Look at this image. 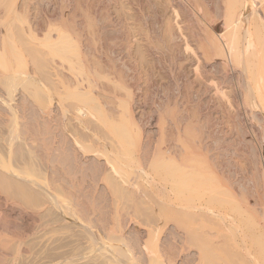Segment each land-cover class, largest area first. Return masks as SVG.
<instances>
[{
  "label": "bare ground",
  "instance_id": "bare-ground-1",
  "mask_svg": "<svg viewBox=\"0 0 264 264\" xmlns=\"http://www.w3.org/2000/svg\"><path fill=\"white\" fill-rule=\"evenodd\" d=\"M173 1H177V0H173ZM192 1H194L193 3L195 4L198 10L197 13L203 18V25L206 26V28H204V26L200 24L203 27L201 28L203 30V33L204 34L206 33L205 37H204V34L202 35L203 39L205 38L204 42L202 40L204 45L202 44V47H201L200 46L201 43H199V46L203 49L202 54L205 57L203 58L205 59V62L203 60L204 64L212 66L213 68L217 67L218 69L221 70L220 73L222 74V71L229 69L228 65L231 63L230 66L232 69V77L231 76L230 77L232 81L234 82V85L233 86L230 85V86L234 89L231 88L233 90L232 91L233 95L232 94L230 95L233 98L230 96L229 97L233 100L229 99L230 102L227 101L229 102L228 103L229 106L227 105L225 101L226 104L224 105H227L226 111L229 110V114H230V111H232L231 117L235 115L237 118L238 117L244 118L245 121L249 124L248 126L251 129L250 130L251 133H253L252 136H256L261 141V143L264 144V0H215L214 9L213 10L211 9V11H208L207 9L208 7L207 8L205 7L204 9L202 4H200L199 0H192ZM11 11L13 12V15H14L15 10H11ZM19 14H23V13H19ZM22 18H25V17H22ZM21 20L22 19H20V22ZM50 20H47V21H50ZM53 20L54 22H52V20L50 21L52 22L51 23L52 25L49 24L51 28L54 26V23L55 25L59 24L57 20L56 21L58 24L56 23L55 19ZM204 20L206 21L207 25L204 23ZM200 21L201 20H199V22ZM42 23L43 22H41L40 24ZM48 23L46 24L47 26H48ZM16 24H18V22L14 23V25ZM28 24L29 23H27V25ZM40 24H39V27L41 26ZM66 25L64 24L62 26L60 23L59 28L62 29ZM8 26L9 25H7V28L2 27L3 29L1 28L2 30H0V145H2L0 149V199L1 200L4 199V201L5 200L7 201V203L6 202H3V203L8 204L9 201L11 203H14L16 206L20 208V209L18 208L17 209L22 211L20 212L23 213V216L25 215V222L27 223L32 222V221L34 222L35 220L34 226H36V223H38L39 225L38 224L37 225L38 227L41 228V229L39 228L41 231L44 230V228L47 226H48L47 228L48 230L49 228H51L52 225L54 226L55 224H58L59 221H61L59 220L60 219L59 217L61 216H58L59 219L57 218L53 219L51 210L53 209L54 212H56L57 210L58 212H60V214L63 217L73 220V222H71L73 223V225H74V222H76V224H78V226H80L83 231H86L85 233H87V237L85 236L86 235L85 233H84L85 234L84 236L86 237L85 239L87 238L89 239V240L87 239L89 241V243L87 244L90 245L89 250L93 249L98 244L104 243L105 242L104 240H106L107 242L106 245L102 247H97L98 254L100 257L106 256V255L109 256L110 258H112L113 263L115 264H149L150 261L156 262L153 264H188L191 260L195 259V257L199 255L198 252H193V251L189 252V251L196 249L195 247L194 248L192 247L196 246L198 242L202 240V237H204V234L203 235L200 234L201 229H204V228H206L205 235L209 236L208 238L206 239L204 238L202 240L203 242L206 240V243H202L203 246L204 244L206 245L204 246L205 248H207V246L211 248V246L213 247L214 245L219 246V247L221 246L222 248L223 247L224 248L227 247L228 249L231 248L229 250L230 252L229 253L225 252L226 255L224 253L223 256L224 257L227 256L228 258L229 256H231L232 258L234 257V259H237L239 262L244 261V262L250 263L255 259V255L257 256L258 254L263 257V261H264V207H261L260 209L255 208V205L252 202L253 196L248 192L245 194H242L243 192L237 191V188L239 186V183H237V180L230 179L229 175L231 173L229 171H228L229 175H227L226 173H225L226 175H224V173L221 171L222 168L219 169V167L216 166L219 163L218 161H220L217 157L219 152L217 153L215 151L212 154L211 153L212 150H210L211 148L209 146L211 144L209 143H208L209 145L207 143L206 144L209 146L210 149L207 148L208 146L206 144L204 146L203 138L205 136L202 138L203 134L201 136L202 132L200 133V130H199L200 128L198 129V126H197L198 125L197 116H199L200 114L196 115L194 113L195 111L193 112L192 109L190 108L192 112H188L189 110L187 111L185 109L187 113L182 114L183 111H185L183 110L181 113V116L175 117V115L178 112L175 113V115H173L174 114L173 108L175 107V110L177 109L176 106L173 104L175 102L174 101L173 103H171L173 104L174 107L172 108L170 107L172 110L167 107V106H170L168 105V103L166 104L167 106L163 105L165 106L163 108L161 106L162 109L160 110L159 108L160 111H158L156 107L157 110L155 109L154 112L155 111L157 112L155 113L153 112L154 114L150 112L153 109L149 110V112L153 114L151 118L149 117L151 119L150 121L151 127L149 128L142 127L141 124L143 123L139 124L140 122L139 123L137 122L139 120L136 121L135 118L133 119L132 108L134 106H137L138 102H136L137 100H135L136 98L134 97L133 93L131 94L133 97H131V95L129 94V91L125 92V90L127 91L128 88L124 86L125 83L124 85L123 83H121L123 82V79H124V82L126 80L125 78H123L121 81V78L124 76V74L121 72L118 73L117 70H115L116 71L115 74L112 75L114 71L113 73H110V71L114 69L112 68L111 70L110 65H109V69L106 68V70H109V72L106 73V70L103 69L105 68V65L107 66L108 64H110L109 63L110 61L108 62V64L106 63L107 61L103 62L105 63V65L102 63H101L102 65L100 64L101 67L104 66L102 68V70L105 71L104 75H102L103 77L105 76L104 81L105 79H108L106 75H112L116 79V77H118V74L119 75L123 74L122 77L119 76L120 84H117L118 83L117 82L116 84L114 83L112 86L114 87V85L116 86L120 85V87L117 86V88H120L117 90H119V92L121 91V93L119 94L125 93L124 95L126 96L124 98L127 97L126 98L127 100H125L123 98L124 95L121 96V98H123L125 102L123 104L121 103V105L119 106V108H122V109H120V112H118V115L116 114L117 113L116 111H118L119 109L117 106L118 100L117 99L115 100L117 104L116 105L114 103L113 98L120 97V96H117L119 94L109 99L108 102L111 103V101H113L114 104L111 103L112 104V106H110L111 109H109V106H108V108L106 109H109V110L107 111L106 109L105 111L103 109L105 108V106L107 107V103L105 102L106 101L105 99L109 98V97H106L108 96L106 95L107 94L106 92L108 89L105 88L106 91L102 90V93L103 91L105 93V94H102L103 96L105 95V98L103 97L100 98V99L103 98L102 100L104 101L105 104L100 103L101 104L100 105L97 101H101V100L100 99L97 100L95 97L92 96V94H90L91 89L89 88V85H91L90 83L93 82L91 80V76L88 75L90 73L89 71L91 69L90 67H89L90 68L89 70L85 68L87 71H85L84 73L85 76L87 75L90 76L91 82L88 81L89 85H87V82H84L86 78L84 77L81 78L80 76L81 74H83L84 71L80 73L81 72V69H80L79 70L80 75L78 73V70L75 71L74 76L75 77L77 76L75 79H77L80 76L77 79L79 82L77 80H76L77 82L75 81V83L72 82L73 83L72 87L78 85L77 88L75 87L76 92L74 91L69 92L68 90H67L68 92L66 91L68 93V96H70L73 102L70 101L69 103L71 104H68L66 102L68 105L66 103L65 104L61 103L64 98H62L63 93L60 95L59 91H60V88L63 87V89H61L62 90L61 92H64L65 86H66V85L62 86L63 84L62 79H67L65 78L64 75H66L68 79H69V76L66 74L67 70H64L65 67L62 66L63 63L58 62L57 60L55 61V59L60 58L64 60L65 63H72L73 65H69L68 68L72 66L73 67L72 69H74L75 63H73L71 59H68L69 56H67V54L70 55V53H73V55L72 54L70 55L71 57L73 56V59L74 57L76 58L77 55L79 56L80 51L76 47L78 46L77 45L78 43L75 44L76 42H78L76 41L78 40L77 37L79 36L78 32H76L78 36L75 35L76 40H74L75 43H73L72 42L73 37L72 39H70L71 34L68 35L67 33H65L66 32L65 30L69 31L68 29L72 28V26H69V25H68L69 28L68 26H66V28L68 29L66 28L65 30L60 29L59 31L57 28L58 26H54V30L58 31L57 33L54 32L55 35H51L53 34V32L52 33L49 32L50 30H46V29H49L48 27H45L46 29L42 27L44 30L47 31V34H43V33H46V31L44 32V30H42L41 27H40L41 29L37 28L38 30H34L35 33L32 30L33 28H31L29 25L28 26L30 29L28 28V30H26L27 29L26 28L25 33L23 31L24 29L22 28L23 29L22 34L23 35L26 34V36H28V38L31 37L32 40L34 38L37 39L38 36L39 37L41 36L42 39H37V41L40 42V43H37L38 44L37 46L39 45L43 46L44 43H47L44 45L45 47H43L47 49L46 55L50 54L52 55L51 56L52 58L53 57L55 58V59L53 58L54 59L53 61L51 57H48L47 59L51 58L50 63L51 61L54 62L53 65L52 66L50 65V66L52 67L51 69L53 70V73L57 77V82L59 83L58 85H61V86H59L60 88L58 90L57 89L58 87L56 88L53 86V84H51V83H54L55 80L52 79L53 81L51 82L49 81L50 77L49 78L47 77L46 84L49 85V88L47 86L46 89H43L44 87H46V84L45 86H43L44 84L42 85L41 83H38L34 80V78L37 77L38 71H40V68L39 69L36 68L38 69V71L36 72L34 66L39 61L41 62V59L43 56L39 57L38 55L39 53L37 52V50L34 51L32 49L33 51H31V49L29 50V48L27 49L26 47L21 45L17 37H16L17 40H14L13 38H11L12 40L11 39L9 40L10 34H12V32H11V27H8ZM42 26H45V25L43 24ZM18 27L20 26H17L16 28ZM34 28L36 27L34 26ZM74 28L75 27H73V29ZM18 29H14V30H18ZM93 29L94 28L92 27L90 31ZM198 29L201 30L199 27ZM94 30L92 31V33L93 32L95 33L98 31V30L97 31L96 30L94 31ZM195 31H196V28H195ZM70 32H72V30ZM88 32L89 31H87V33ZM100 32L102 33V30ZM89 34L91 33L89 32ZM97 35H99V33ZM12 36L14 37V35ZM92 36L93 35H91V37ZM103 36H102V39H103ZM199 36L197 35V37ZM19 37L21 38L22 36H19ZM91 37H89L90 40H91ZM99 37L101 38L100 35ZM78 38H80V36ZM104 38H105L104 40H106V37ZM30 39H28L26 42H29ZM79 40H81V38ZM197 41L201 42V40H197ZM81 42L83 43L82 40ZM106 42L110 44V40ZM21 43L23 44V42ZM31 43H34V42L32 41ZM82 43L81 45H83ZM86 44H87V41H86ZM222 44L226 47V50L228 53L224 51ZM22 46L24 47V49ZM33 46H35V44L32 45V48ZM82 48L84 47H81L80 50H82ZM122 49L119 48V50H122ZM31 52L37 53V55L34 54L35 56L33 55L34 57L31 58L30 57ZM95 52L96 51H94V53ZM105 52L107 51H103L102 54L99 52L100 57L102 58L101 61H103L104 60L103 58H105ZM74 53L76 54L74 55ZM88 53L86 51V54ZM86 54L81 53L80 55H83L82 57H84V55ZM109 54H110V51H109ZM227 54H228V57H227ZM28 56L30 57V60H27L29 59ZM91 56H89V60H92ZM93 56L95 55L93 54ZM100 57L98 58L94 57V59L96 58L95 59L96 63L98 62L97 59H100ZM128 57L129 55H127V58ZM130 58H129V61L131 62L132 60H130ZM47 59L45 58L44 60L49 62V60ZM84 59L82 58L80 60H84ZM108 59L110 60V58ZM36 60H37V63H36ZM76 60L74 59V61ZM33 61L36 64L32 63L31 65V62ZM85 62L86 61L84 60L81 63H85ZM99 62L97 63V66L99 65ZM87 63L88 62H86V64ZM96 63L94 64L96 65ZM37 65L39 67H42L41 66L42 64L40 65L37 64ZM77 65H80V64H77ZM95 65L91 67L92 68L96 67L98 70L99 69L101 70L99 66L97 67ZM44 67H42V69ZM131 67L133 68V66ZM225 67H228V68H225ZM61 68L64 71H62ZM68 68L66 67V69ZM96 68H94V70H97ZM46 69H47V66H46ZM94 70H91V72L92 73L95 72ZM98 70L96 71L95 74L96 75L102 74V72H100L99 70L100 72L99 73ZM230 70H227V71L229 72ZM58 71L59 73H61V75L62 73H64V75H62L63 78L60 74H58ZM76 72L79 76L76 74ZM204 72L206 74L207 72L209 73V71L207 72L204 71ZM70 73H71V70H70ZM95 74H94V77H95ZM72 75H73V72H72ZM197 75H194V76L196 77ZM50 76L55 77L54 75H51V74ZM97 77L98 76H96V79H95L96 81H98L100 78V77L98 78ZM199 77L197 76V79H199ZM230 77L228 79H230ZM92 79L94 80L93 77ZM110 79H112V77L109 78L108 81ZM119 79H117L116 81H119ZM101 80L103 79L101 78L100 81ZM193 80H194V77H193ZM57 82L54 84L55 86L57 85ZM64 82L66 83V80ZM83 82L85 85L83 84ZM111 82H113V80ZM223 82H226V81L224 80ZM97 83L98 85H96V87L99 86V82ZM127 85L128 83L126 84V86ZM207 85L209 86L210 84L208 83ZM213 85H212V88H213ZM67 86H69V84H67ZM116 86H115V89H116ZM133 86H136V84H134ZM181 86L180 88L182 89ZM72 87H67V88L70 89ZM121 87H123L124 90H122ZM129 87L131 86L129 85ZM183 87L186 88V86L184 85ZM217 87L218 88L214 90L215 92L214 93L212 92V93L215 94L222 103L223 102L222 99L223 97H225L223 93L225 92L222 91L223 88L221 86L220 87L222 89L219 88V86ZM88 88L89 90H87ZM72 89H74V87ZM97 89L99 90L100 88L97 87ZM97 89L95 92L96 94H99L97 93ZM186 89L188 90V86ZM189 89H191V87H189ZM111 90L113 89L111 88ZM117 90H115V93L118 92ZM86 91H88L89 94ZM207 91H208V88L206 92ZM200 92L202 93L203 91H200ZM67 93H65L64 95L66 96ZM69 93H73V94L69 95ZM184 94L182 93L183 96ZM205 94L207 95V93ZM228 94L230 93L228 92ZM215 95H214V99H216ZM100 96L101 95H99V97ZM109 96H110V93H109ZM177 96H179V94H177ZM226 97L228 96L226 95ZM181 98L179 99V102L180 100H182ZM197 98H200V97H197ZM190 99H189V103H190ZM123 100L122 101L119 100V101L123 102ZM159 100L157 101L159 102ZM167 100L168 99H166V101ZM206 101L208 103V100ZM187 102L188 101H186V103L184 102L185 103L184 107L187 104ZM160 104L161 102L159 103V105ZM195 105H198V104H195ZM216 105L214 106L216 107ZM113 106L114 107L117 106L118 109L116 110V108H113ZM155 106H153V108ZM180 106H181L180 109L182 110L183 103ZM197 108L195 107L194 109L196 110ZM113 109L116 110L115 115H112L110 117L109 115L113 114L114 112L110 114L108 112L110 110L113 111ZM196 111L198 112V109ZM226 111L224 110V113H228ZM116 115L118 116L117 119L115 118ZM177 115H179V113ZM66 116L68 117L66 118ZM113 116L115 119L113 118ZM225 116L227 117V114ZM202 118H205L204 115L202 116ZM212 118L214 117L212 116ZM229 118L227 119L232 120V118L230 119ZM67 119L68 121L69 120L71 121V123L70 121L68 122L70 126L71 124H73L74 127H76L77 129L80 128L82 132H85L84 134L82 133L83 137H85V134L88 135L87 137L89 138L90 144H86L87 142L83 143L84 141L82 142L80 139L79 140L77 139L79 136L75 134V132L77 131L76 128H75V131H73L72 126H71V129L69 127V133L72 134V131H73L74 135L76 136L74 135L72 136L66 131L68 128L67 126L69 124L67 123L68 125L66 126L65 125L66 122H64V120L66 121ZM210 119H211V116H210ZM232 123L234 124V122ZM65 126L67 127L66 129H65ZM103 126L106 129L102 128L103 130H101V127ZM243 126L241 125V127ZM203 128H204V125H203ZM245 129H241V131L239 132V136L243 140L247 141L246 140L247 135L245 134H247L248 132L247 133L243 132V130ZM80 130H78V132H80ZM97 130L98 131L101 130V131L98 132ZM105 130L108 132L106 134H109V133L111 134V135H108L109 139L102 138L103 136H101L103 132H105ZM239 130L240 129L238 128L237 131ZM169 131L172 132V135L174 137L176 135L177 139L176 137L175 138L171 137L176 140L172 141V144L170 146H168L170 142L167 139L168 144L167 143L166 144L168 146V149L166 147L167 150L166 149L164 150L160 145L162 144V142L158 140H162L160 139V137L162 136L161 138H163V135H165L167 132L171 134V132ZM100 133L102 134L100 135ZM167 135L168 134H166L164 137H166ZM210 135L208 136L209 138L212 136ZM104 136L107 137V135H104ZM110 136L112 137L111 141L106 142V140H110ZM168 136L170 137L171 135H168ZM235 136L236 135H233V137ZM239 136H236V137H239ZM256 137H254V139L258 140ZM249 140L247 144H250V147H252L254 144L251 145L252 142L249 143ZM252 149L254 148L252 147ZM169 150L171 151V153ZM252 152L254 155L255 151H252ZM214 153H217L216 154L217 156L214 155ZM169 154L171 157H169ZM250 154H251V151L249 155ZM253 155L251 154L249 157V159H251L250 163L256 164V161L254 162ZM246 160L247 158L244 159V161ZM239 164H244V162L239 163ZM259 171H260L259 169H255L254 171L255 173H253L254 175L253 178L259 186H262V183L260 180L261 171L260 172ZM112 196H114V201H115L114 202L112 199V203L114 202L118 204V202L115 199L118 196L119 197L121 196L123 197V199L121 197L120 198L123 201H127L128 203H130L129 206L130 205L131 207L133 206V208H135L136 210L138 209V207L136 208V205L139 202H140V206L141 204L142 205L146 204L145 209L148 210L149 208L148 210L149 213H147L148 211L145 210L147 212L143 211L145 212L143 215L142 213H139V214H141L142 216H144V218H147V219L150 216L149 214H151L150 216L151 219H149V225L148 224H145V226L143 225L146 228L143 229L141 233H142V237L144 235V238L147 239L148 237V240H150L152 236L154 237V240L157 238V240H155V243L152 240H150L151 246H149L150 244H145L146 240L144 242V244L148 245V247L150 248L154 247L152 249H155L154 250L155 252L150 250L151 251L150 253L153 252L154 256L153 255L150 256L151 254H148L149 252H145L143 248L139 249V246H137L138 244H140L139 241H137L138 238H136V241H137L136 243L138 244H136L135 241L134 242L132 241L133 238H135L133 237V234H134L133 229L135 228L133 227L132 230L130 227H128L130 230L124 228L127 222L125 220L127 216L124 218L122 217V215L124 216L125 214L121 215V213L120 214L115 213L117 214V216L115 215L116 217H119V216L121 217L120 220L119 218L118 219L116 218L117 225L116 223L115 225L118 226L117 227L118 229L115 226L114 230L117 229L116 231L108 230L111 228V226L110 228H108L110 225L108 221H110L111 214L113 216L114 212L116 211L118 212L119 209H120L119 210L120 212L126 206V205L124 207L121 206L122 209L119 208L118 210H117L118 206L115 207L116 210L113 209L111 207V197ZM115 196L117 197L115 198ZM1 200H0V203H1L0 207L3 208L2 205L4 204H2L3 200L2 201ZM117 200H119V198ZM122 200L121 202H123ZM123 203L125 204V202ZM128 203L126 204L128 205ZM14 204H12L13 206L11 207H15ZM131 207L130 208L126 207V210L132 209ZM4 208H7V207H4ZM112 209L114 210V212H112L113 211ZM140 209H138L135 212L140 211ZM13 210L11 211L13 212ZM123 211L121 212L123 213ZM91 213L95 216V217L93 216L95 219L91 216L92 215ZM6 214L9 215V212H5V215ZM145 215L147 216L145 217ZM55 216L57 217V215ZM90 216L92 217L93 220L90 218ZM3 220H5V218H3ZM94 220H96V222L100 221L101 224L100 223L98 224L100 226L101 225L103 226V227H100L96 223V226L98 225L97 230H99V227L101 228L100 229L101 231L99 233L100 235L97 234V232L99 231H96L95 229L94 230L96 231V233H94L95 231L94 232L92 231L93 228L95 227V225H93L95 224V222L93 223ZM1 221H2V218L0 222ZM91 221L94 227H92ZM206 221H208L211 224H206V226H204L205 225L204 223H207ZM144 223H147V222H144ZM32 224L30 223V225ZM57 226H59V224ZM112 226H114V224ZM212 226H214L215 228ZM102 228H105V229L103 230ZM37 229L38 228L34 229L35 231L32 230L33 231L32 233L39 232V231H36ZM111 229H113V227ZM49 230H52V229H49ZM105 231L106 232L108 231V232L106 233ZM202 231L201 233L205 232V231L204 232ZM3 232L1 233L5 234ZM6 234L0 236V264H7V262L10 259L17 257L23 251L21 250L22 248L19 246V243L17 244V242L21 239L17 238V236L15 235L18 241L15 240L14 242L13 239L15 238L6 237ZM136 235L137 233L134 234V236ZM190 244H193V246L191 247ZM23 245L24 244H22V246ZM133 246L138 247V249L136 248L137 250L134 249L133 251L132 249ZM188 246H190V248L192 249H189ZM187 249L189 251H187ZM22 254L24 255V253ZM155 254H158V255L155 256ZM221 255L222 254L218 256H221ZM99 256L97 258L101 260L102 258H99ZM149 256L154 257V260L150 259ZM158 258L160 259L162 258L161 261L164 260V263L163 262L161 263V261L158 260ZM103 259L105 258L103 257ZM200 259L201 258H199V260ZM108 260H107V264L109 262ZM90 261H93V260H90ZM103 261L106 262V260H103ZM224 261L226 263L227 259ZM97 263L99 262H97L96 260L95 264Z\"/></svg>",
  "mask_w": 264,
  "mask_h": 264
},
{
  "label": "rangeland",
  "instance_id": "rangeland-1",
  "mask_svg": "<svg viewBox=\"0 0 264 264\" xmlns=\"http://www.w3.org/2000/svg\"><path fill=\"white\" fill-rule=\"evenodd\" d=\"M170 1H171V3H170ZM211 1V2H210ZM213 1V2H212ZM178 2V3H177ZM194 1H192V0H177V1H173V0H0V8L2 9H0V30H2L4 27H6L7 28V25H9L8 27H11V32H12V34H10V38H9V40L11 39V38H13L14 40H17V38H18V41L20 42V44L21 45H23L24 47H26L27 49L29 48V50L31 49V51H36L37 50V52L39 53L38 55H39V57H41V56H43L42 57V59H41V62H43V63H41L40 61V63L38 62L37 63V60H36V63L37 64H42L41 66L42 67H44L45 65L47 66V69H46V66L43 68L44 69V71H43V69H42V67H39L36 63H34V61L33 62H31V65H32V63H34V64H36L34 67H35V70H36V72L38 71V69L40 68V71H38V73H37V77L36 78H34V80L36 81V82H38V83H41L43 86H45V84L47 83L46 81V78L48 77H50L49 78V81H53V80H55L54 81V83H51V84H53V86L54 87H58L57 89L59 90V86H61V85H58L59 83L57 82V77L55 76V74L53 73V70L51 69L52 67V65H53V63L54 62H52L54 59L51 57L52 55H50V54H47L46 55V51H47V49L46 48H43V47H45L44 45L45 44H47V43H44V45L42 46V45H39V46H37L38 44L37 43H40L39 41H37V39H42L41 38V36L39 37L38 36V38L37 39H33L32 40V38L31 37H29L28 38V36H26V34H22V32L24 31V33H25V29L26 30H28V28H29V26L31 27V28H33L32 30H33V32L35 33V31L34 30H38V29H41L42 27H44V29H46L45 27H48L49 29H46V30H50L49 32H53V34H51V35H55L54 34V32L55 33H57L61 28H59L60 27V23H61V25L63 26L64 24L66 25V26H72V28H69V26H68V28H66V26H64V28H62L61 30H65V28L66 29H68L69 31H67V30H65L66 32L65 33H67L68 35H70V39H72V37H73V39H72V42L73 43H75L74 42V40H76V37H75V35H77V33L76 32H78V34H79V36H80V38H81V40L83 41V43L81 42V40H79L80 38H78L77 37V39L78 40H76V41H78V42H76L75 44H77L78 46H76L75 44V46L78 48V50L80 51L79 53L81 54H86V51H87V53L88 54H86V55H84V57H85V59H84V57H82L83 55H80L79 54V56L77 55V57L75 58L74 57V59L76 60L77 58V60L76 61H74V59H73V56L71 57L70 55L72 54L73 55V53H70V55H68L67 54V56H69V58L68 59H71L72 60V62L73 63H75V65H77V64H80V65H77V66H75L74 65V69H72L73 67L71 66L70 68H68L69 67V65H73L72 63H65V61L64 60H62V59H60V58H56L55 59V61L57 60L58 62H61V63H63L62 64V66L63 67H65V69L64 70H67L66 71V74L69 76V79H68V77L66 76V75H64V73H62V75H64L65 76V78H67V79H62L63 78V76L61 75V73H59V71H58V74H60L61 76H62V80H63V84H62V86H64V85H66L65 86V90H64V92H61L62 90L61 89H63V87L62 88H60V91H59V94L61 95L62 93H63V95L65 94V93H67L68 91L69 92H71V91H74V92H76V89H75V87L77 88V86H73L74 87V89H72L73 87H72V82H74L75 83V81L81 76V78L82 77H84V78H86L85 79V81L84 82H87V85H89V82L88 81H90V76H91V80L93 81L92 83L94 84H92V83H90L91 85H89V88L91 89L90 90V94H92V96L93 97H95L97 100H99L101 97H103V98H105V95L103 96L102 94H105L104 93V91H106V89H108L107 90V94L106 95H108V96H106V97H109V98H106L105 100V102L107 103V107L105 106V108H104V106H103V110L105 111V109L106 108H108V106H109V109H111L110 108V106H112V104H116V99L118 100V108H119V106L121 105V103L123 104L124 102H125V100H127L126 98H124L126 95H124V94H119V93H121V91L119 92V90H117V89H120V88H117V86L118 87H120V85H114V87L112 86L114 83L116 84L117 82V84H120L119 82H120V77H122L123 76V74H124V76L121 78V81H122V79L123 78H125L126 80H125V82H124V79H123V82H121V83H123V85H124V83H125V87L126 88H128L127 89V91L125 90V92H128L129 91V94L131 95L132 93H133V95H134V97L136 98L135 100H137L136 102H138L137 104V106H134L133 108H132V116H133V119L135 118V120L137 121V120H139V121H137L139 124H141V123H143V124H141V126L142 127H145V128H149V127H151V125H150V121H151V117H152V115L155 113V112H157V111H155L154 112V110L156 109V107H157V109H158V111H160L163 107H165V106H163V105H166L167 103H168V105H170V106H167L168 108H172V107H174L173 106V104L176 106V110H178V111H176L175 110V107L173 108V112H174V114L173 115H175V113H179V115H175V117L177 116H181V113H182V111L183 110H189L188 112H194L196 115H199V116H197V118H198V129L200 130V133H201V136H202V134H203V136H202V138H203V141H204V146H205V144L207 143H209V144H211L212 145V147H211V145H209L210 146V148H209V146L207 147V148H209L210 150H212V154H213V152H219L218 153V156L216 155L217 153H214V155H216L217 157H218V159L220 160V161H218L219 163H218V165H220L221 166V164H222V166L220 167V166H218V165H216L217 167H219V169H221V171L224 173V175H229V172L231 173L230 175H229V177H230V179H233V180H237V183H239V186H238V188H237V191H240V192H243L242 194H245V193H250L252 196H253V198H252V202L254 203V205H255V208H257V209H260L261 207H264V144H262L261 143V141L256 137V136H252L253 135V133H251V129H250V127L248 126L249 124L245 121V119L244 118H242V117H236L235 115H233L232 117H231V113H232V111H230V114H229V110H227L226 111V109H227V105L229 106V99H231L230 97H232V96H230L231 94L233 95V90L232 89H234V88H232L231 86H233L234 85V82L232 81V79H231V77H232V69H231V66H230V64L228 65V67H229V69H226V70H224L225 68H228V67H225L223 70L224 71H222V74L220 73L221 72V70L220 69H218L217 67L215 68H213L212 66H209V65H205L204 64V62H205V59H203V58H205L204 56H203V49L201 48L202 47V44L204 45V39H203V30L201 29V28H203L201 25H203V18L197 13L198 12V10H197V8H196V6H195V4L193 3ZM199 2H200V4H202V6L204 7V9H205V7L208 9V11H211V9L213 10L214 9V6H215V0H199ZM203 2H204V4H203ZM12 3V4H11ZM14 3V4H13ZM24 3V4H23ZM25 3H26V5H25ZM28 3V4H27ZM29 3H30V5H29ZM174 3V4H173ZM206 3V4H205ZM213 3V4H212ZM12 6H11V5ZM204 5H206V6H204ZM27 6V7H26ZM6 7V8H5ZM11 8V9H10ZM8 9V10H7ZM22 10V12H21V10ZM206 9V10H207ZM11 10H15V14L13 15V12L11 11ZM5 11H6V13H5ZM11 11V12H10ZM9 12V13H8ZM5 13V14H4ZM19 13H23V14H19ZM200 13V12H199ZM8 14V15H7ZM10 14V15H9ZM58 14H59V16H58ZM6 15V16H5ZM199 15V16H198ZM7 16H9V17H7ZM12 17V18H11ZM14 17V18H13ZM18 17V18H17ZM22 17H25V18H22ZM54 17V18H53ZM4 18H5V20H4ZM17 20H16V19ZM22 19L21 20V22H20V19ZM47 18V19H46ZM50 18H51V20H52V22H54V20L53 19H55V21L57 20L58 21V23H57V21H56V23L58 24V25H55V23H54V26H58L57 28H58V31H56V30H54V26L51 28L50 27V25H52L51 23L52 22H50L51 20H50ZM58 18V19H57ZM197 18V19H196ZM201 18V19H200ZM45 19V20H44ZM47 20H50V21H47ZM196 20V21H195ZM199 20H201L200 22H199ZM10 21V22H9ZM12 21H14V22H12ZM25 21V22H24ZM27 21H29V22H27ZM198 21V22H197ZM16 22H18V24H16V25H14V23H16ZM34 22V23H33ZM39 22V23H38ZM41 22H43L42 24H40ZM49 22V23H48ZM195 22H197V23H195ZM9 23V24H8ZM12 23V24H11ZM27 23H29L28 25H27ZM48 23V26L46 25ZM63 23V24H62ZM204 23L206 24V21L204 20ZM7 24V25H6ZM21 24V25H20ZM22 24H24V25H22ZM31 24H32V26H31ZM35 24V25H34ZM39 24L41 25L40 27H39ZM45 25V26H42V25ZM50 24V25H49ZM91 24V25H90ZM201 24V25H200ZM13 25H14V27H13ZM197 25V26H196ZM207 25V24H206ZM17 26H20V27H18V28H20V29H18V28H16ZM34 26L36 27V28H34ZM61 26V27H62ZM90 26V27H89ZM98 26V27H97ZM100 26V27H99ZM201 26V27H200ZM204 26V25H203ZM3 27V28H2ZM73 27H75L74 29H73ZM92 27L97 31V32H93L92 33V31L94 30H91L90 31V29H92ZM198 27L201 29V30H199L198 29ZM2 28V29H1ZM24 30H23V29ZM38 28V29H37ZM56 28V27H55ZM56 28V29H57ZM99 28V29H98ZM100 28H101V30H102V33H103V35H102V33L100 32L101 30H100ZM195 28H196V31H195ZM204 28H206V26H204ZM14 29H18V30H14ZM30 29V28H29ZM43 28H42V30H44ZM89 29V30H88ZM13 30V31H12ZM23 30V31H22ZM46 30H44V32L46 31ZM52 30V31H51ZM72 30V32H70ZM94 30V31H95ZM104 30V31H103ZM199 30V31H198ZM16 31H18V32H16ZM21 31V32H20ZM73 31H75V32H73ZM87 31H89L91 34H89V32L87 33ZM202 33H201V32ZM7 32H9V31H7ZM70 32V33H69ZM105 32V33H104ZM205 32V31H204ZM14 33H16V34H14ZM43 33V32H42ZM72 33H73V35H72ZM74 33H76V34H74ZM99 33V35L101 36V38L99 37V35H97V34ZM8 34V35H9ZM43 34H47V31H46V33H43ZM89 34V35H88ZM195 34V35H194ZM12 35H14V37L12 36ZM18 35V36H17ZM87 35V36H86ZM91 35H93L92 37L94 38H92L91 37ZM106 35V36H105ZM197 35L199 36V37H197ZM205 35H206V33L204 34V37H205ZM12 36V37H11ZM19 36H22L21 38L19 37ZM82 36H84V37H82ZM86 36V37H85ZM102 36H103V39H102ZM202 36V37H201ZM8 37V36H7ZM17 37V38H16ZM24 37V38H23ZM36 37V36H35ZM89 37H91V40H90V38ZM96 37H98V38H96ZM104 37H106V40H104L105 38ZM195 39H194V38ZM16 38V39H15ZM26 38V39H25ZM30 39V40H32L34 43H31L32 41H30L29 40V42H26L28 39ZM109 38V39H108ZM21 39V40H20ZM23 39H24V41H23ZM86 39V40H85ZM8 40V39H7ZM12 40V39H11ZM94 40V41H93ZM99 40H101V41H99ZM108 40H110V44L108 43V42H106V41H108ZM197 40H201V42L200 41H197ZM202 40H203V42H202ZM44 41V40H43ZM42 41V42H43ZM83 44V45H81V43ZM86 41H87V44H86ZM21 42H23V44L21 43ZM95 42V43H94ZM97 42V43H96ZM98 42H99V44H98ZM104 44H103V43ZM106 42V43H105ZM28 43V44H27ZM91 43H93V44H91ZM198 43V44H197ZM199 43H201L200 44V46H199ZM27 44V45H26ZM35 44V46H33V48H32V45H34ZM91 45V47H90V45ZM94 45V46H93ZM101 47H100V46ZM102 45H103V47H102ZM199 46V48L202 50H200L199 48H198V46ZM22 46V47H23ZM40 46H42V47H40ZM88 46V47H87ZM99 46V47H98ZM105 46V47H104ZM108 46H109V48H108ZM115 48H114V47ZM121 46H123V47H121ZM24 47H23V49H24ZM80 47V48H79ZM81 47H84V48H82V50H80L81 49ZM90 47V48H89ZM95 47V48H94ZM108 49H107V48ZM118 49H117V48ZM222 47L224 48V51L226 52V53H228L227 52V50H226V47L222 44ZM25 48V49H26ZM106 48V49H105ZM111 48V49H110ZM119 48L120 49H122V50H119ZM33 49V50H32ZM44 50V52H43V50ZM84 49H86V50H84ZM95 49V50H94ZM41 50H42V52H41ZM96 51L95 53L97 54H95L94 53V51ZM196 50H198V51H196ZM81 51H83V52H81ZM93 51V52H92ZM102 51V52H101ZM103 51H107V52H105V58H106V60H105V58H103L104 60L103 61H101L102 60V58L100 57V53L102 54L103 53ZM109 51H110V54H109ZM115 51H117V52H115ZM195 51H196V53H195ZM100 52V53H99ZM115 52V53H114ZM127 54H126V53ZM27 53V52H26ZM41 53V54H40ZM44 55H43V54ZM37 55V53H32L31 52V58L32 57H34L35 55ZM76 53H74V55H75ZM91 54H92V56H93V54L95 55V56H91ZM112 54V55H111ZM195 54V55H194ZM197 54V55H196ZM34 55V56H33ZM88 55V56H87ZM127 55H129V57L127 58ZM28 56V58L29 59H27V57H26V59L27 60H30V57ZM89 56H91V58H92V60H89ZM100 57V59H97V61L99 62V61H101V62H99V67L101 68V70H102V68L104 67H101V65L102 64H104L105 65V63H103V62H105V61H107L106 63L108 64V62L110 63V64H108L107 66L105 65V68H103L104 70H106V68H108L109 69V65H110V69L112 70V68L114 69V70H112V71H110V73H113V71H114V73L112 74V75H114L115 74V70H117V72L118 73H123L122 75L120 74H118V77H116V79H115V77H113L112 75H106V73L107 72H109V70H106V73H105V75L107 76V78L109 79V78H111L112 77V79H110L109 81H108V79H105V81H104V77L102 76V75H104V72L105 71H101L100 69V72H102V74H95L96 73V71L98 70L96 67H94V68H96L97 70H94V68H92L91 66H94L95 64L94 63H96L95 61V59L96 58H98V57ZM203 56V57H202ZM48 57H51L52 58V61H51V63H50V60H51V58H49V59H47ZM71 57V58H70ZM86 61V62H88L87 64H86V62L85 63H81V62H83L84 60H80V59H82V58ZM88 57V58H87ZM94 57H96L95 59H94ZM132 59H131V58ZM227 57H228V54H227ZM46 58L47 60H49V62H47L46 60H44V59ZM80 58V59H79ZM90 58V59H91ZM108 58H110V60L108 59ZM129 58H130V60H132L131 62L129 61ZM197 58V59H196ZM60 59V60H59ZM93 59H94V61H93ZM113 59V60H112ZM70 60V61H71ZM87 60H89V61H87ZM203 60H204V62H203ZM31 61H32V59H31ZM80 63H79V62ZM197 61V62H196ZM229 61V60H228ZM30 62V61H29ZM68 62V61H67ZM91 62H92V64H91ZM94 62V63H93ZM97 62V63H98ZM134 62V63H133ZM198 63V64H196V63ZM77 63V64H76ZM97 63H96V65L95 66H97ZM102 63V64H101ZM135 65H133V64ZM33 64V65H34ZM44 64V65H43ZM84 64H86V65H83ZM91 64V65H90ZM94 64V65H93ZM101 64V65H100ZM130 64H131V66H133V68L130 66ZM203 64V65H202ZM51 65V66H50ZM82 65V66H81ZM89 65V66H88ZM112 65V66H111ZM196 65V66H195ZM37 66V67H36ZM87 66V67H86ZM97 66V67H98ZM202 66V67H201ZM66 67L68 68V69H66ZM83 67V68H82ZM91 69H90V68ZM118 67V68H117ZM212 67V68H211ZM36 68H38V69H36ZM49 68V69H48ZM62 68H61V70H62ZM77 68H79V69H77ZM85 68H87L89 71H90V73L92 74H88V75H90V76H85V71H87ZM201 68V69H200ZM207 68H209V69H207ZM71 70V73H70V70ZM81 69V72L80 73H82V71H84L83 72V74H81L80 75V73H79V70ZM136 71H135V70ZM195 69V70H194ZM197 69V70H196ZM200 69V70H199ZM205 69H207V70H205ZM231 69V70H230ZM49 70V71H48ZM64 70H62V71H64ZM78 70V73H79V75L77 74V72H76V74L79 76L77 79H75L76 77L74 76V73H75V71H77ZM91 70H94L95 72H91ZM99 70H98V72H99ZM182 70V71H181ZM214 70V71H213ZM217 70V71H216ZM227 70H230L229 72L227 71ZM51 71V72H50ZM194 71V72H193ZM198 73H197V72ZM202 71V72H201ZM204 71H209V73L207 72V74L204 72ZM212 71H213V73H212ZM226 71V72H225ZM46 72V73H45ZM72 72H73V75H72ZM99 72V73H100ZM204 72V73H203ZM217 72H219V73H217ZM49 73V74H48ZM180 73V74H179ZM196 73V74H195ZM202 73H203V75H205V76H203L202 75ZM224 73V74H223ZM50 74L51 75H54L55 77H52V76H50ZM75 74V75H76ZM87 74V73H86ZM94 74H95V77H94ZM116 74V75H117ZM138 74H139V76H138ZM197 75L198 77H199V75H200V77H199V79H197V76L195 77L194 75ZM213 76H212V75ZM47 75V76H46ZM71 75V76H70ZM102 77H101V76ZM115 75V76H116ZM137 75V76H136ZM210 75V76H209ZM225 75V76H224ZM229 75V76H228ZM96 76H98V77H100L99 78V80L98 81H96L95 79H96ZM108 76H110V77H108ZM120 76V77H119ZM216 78H215V77ZM227 76V77H226ZM231 76V77H230ZM72 77H73V79H72ZM92 77L94 78V80L92 79ZM97 77V78H98ZM136 77V78H135ZM138 77H139V79H138ZM142 77V78H141ZM193 77H194V80H193ZM213 77H214V79H213ZM222 77V78H221ZM230 77V79H228ZM88 78H89V80H88ZM103 79V80H101L100 81V79ZM114 78V79H113ZM222 80H221V79ZM226 78V79H225ZM38 79V80H37ZM53 79V80H52ZM72 79V80H71ZM117 79H119V81H116ZM135 79H137L138 80V82H140V83H138L137 82V80H135ZM143 79V80H142ZM209 79V80H208ZM210 79H211V81L213 82H211L210 81ZM226 81V82H223L224 80ZM228 79V80H227ZM66 80V83L64 82ZM69 80H71V81H69ZM87 80V81H86ZM113 80V82H111ZM115 80V81H114ZM204 80V81H203ZM78 81V80H77ZM76 81V82H77ZM108 81V82H107ZM126 81H127V83H128V85L126 86ZM136 83H135V82ZM148 81V82H147ZM198 81V82H197ZM218 81V82H217ZM222 81V82H221ZM231 81V82H230ZM57 82V85L55 86L54 84ZM79 82V81H78ZM84 82H83V84H84ZM91 82V81H90ZM97 82H99V86H97V87H99L100 89L98 90L97 89V87H96V85H98V83ZM110 82H111V84H110ZM145 82H147V83H145ZM191 82V83H190ZM193 82H195V83H193ZM211 85H207L208 83ZM219 82H221V83H219ZM49 83V84H50ZM201 84V86H200V84ZM219 83V84H218ZM67 84H69V86H67ZM102 84H103V86H102ZM105 84V85H104ZM134 84H136V86H133ZM138 84H139V86H138ZM145 84H146V86H145ZM214 84V85H213ZM221 84V85H220ZM223 84H225V85H223ZM229 84V85H228ZM85 85V84H84ZM86 85V86H87ZM93 85V86H92ZM129 85L131 86V87H129ZM182 85V86H181ZM183 85L184 86H186V88H187V86H188V90L185 88V87H183ZM190 85V86H189ZM207 87H206V86ZM212 85H213V88H212ZM231 85V86H230ZM43 86H42V88H43ZM47 86H48V88H49V85H47L46 84V87H44L43 89H46L47 88ZM100 86H102V87H100ZM115 86H116V89H115ZM141 86V87H140ZM180 86L182 87V89L180 88ZM217 86H219V88H221L222 89V91L223 92H225V93H223V95L225 96V97H223V95H222V97H223V99H222V103H221V101L217 98V96L215 95V94H213L215 91V89L216 88H218ZM221 86V87H220ZM225 86V87H224ZM226 86H227V88H226ZM67 87H72V88H67ZM88 87V86H87ZM95 87H96V89H97V93H99V94H96V89H95ZM109 87H110V89H109ZM139 87V88H138ZM189 87H191V89H192V91H191V89H189ZM203 87H205V88H203ZM215 87V88H214ZM89 88L87 89V90H89ZM106 88V89H105ZM111 88L113 89V90H111ZM201 89V90H199V89ZM202 88H203V90H202ZM207 88H208V91L206 92V90H207ZM212 88V89H211ZM232 88V89H231ZM121 89L122 90H124L123 89V87H121ZM131 91H130V90ZM178 89V90H177ZM185 89V90H184ZM194 89V90H193ZM230 89V90H229ZM57 90V91H58ZM68 90V91H67ZM102 90H104L103 91V93H102ZM111 90V91H110ZM115 90H117L118 92L117 93H115ZM133 90V91H132ZM140 92H139V91ZM183 90V91H182ZM211 90V91H210ZM229 90V91H228ZM67 91V92H66ZM98 91H100V92H98ZM136 91H138V92H136ZM187 91V92H186ZM195 91V92H194ZM200 91H203L202 93L200 92ZM210 91V92H209ZM232 93H231V92ZM61 92V93H60ZM73 92V93H74ZM88 94H89V92L88 91H86ZM110 93V96H109V93ZM115 94H114V93ZM131 92V93H130ZM136 92V93H135ZM207 93V95L205 94V93ZM213 92V93H212ZM228 92L230 93V94H228ZM73 93H69V95H71V94H73ZM111 93H113V94H111ZM143 95H142V94ZM173 93V94H172ZM182 93L184 94V96L182 95ZM198 94V95H196V94ZM212 93V94H211ZM98 95V96H96V95ZM117 94H119V95H117ZM126 94H128V93H126ZM177 94H179V96H177ZM188 94V95H187ZM191 94V95H190ZM201 94V95H200ZM203 94V95H202ZM204 94H205V96H204ZM63 95H62V98H64L63 99V101L61 102V103H68V104H71V103H69L70 101L71 102H73L72 100H71V98H70V96H68V93L66 94V96L64 95V97H63ZM99 95H101L100 97H99ZM120 96V97H114L113 98V100H114V103H113V101H111V103H109L108 101H109V99H111V97H113V96ZM122 95H124L123 96V98L125 99V100H123V98H121V96ZM130 95H128V96H130ZM138 95V96H137ZM168 95H169V97H168ZM176 95V96H175ZM197 97H200V98H197ZM200 95V96H199ZM214 95H215V98L216 99H214ZM226 95L229 97H226ZM173 96V97H172ZM187 96H188V98L190 99V103L192 104V105H194V106H192L190 103H189V99L187 98ZM190 96V97H189ZM131 97H133L132 95H131ZM171 97V98H170ZM174 97H176V98H174ZM182 97V98H181ZM205 97V98H204ZM207 97V98H206ZM211 97V98H210ZM213 97V98H212ZM66 98H68V99H66ZM102 98V99H103ZM163 100H162V99ZM174 98V99H173ZM182 99V100H180V102H179V99ZM227 98V99H226ZM233 98V97H232ZM102 99H100L101 101H97L99 104L101 103H104V101L102 100ZM108 99V100H107ZM129 99V98H128ZM160 99V100H159ZM166 99H168L167 101H166ZM170 99V100H169ZM185 99H187V100H185ZM201 99V100H200ZM212 99V100H211ZM226 99V100H225ZM119 100H123V102H120ZM139 100V101H138ZM157 100H159V102L157 101ZM203 100V101H202ZM206 100H208V103H207V101ZM214 100V101H213ZM217 100V101H216ZM231 100H233V99H231ZM165 101V102H164ZM172 101V102H171ZM175 101V102H174ZM177 101V102H176ZM186 101H188L187 102V104L185 105V107H184V104L186 103ZM195 102V103H193V102ZM213 103H211V102ZM225 101H226V103H227V105H224V104H226L225 103ZM227 101H229V102H227ZM156 102V103H155ZM158 102V103H157ZM161 102V104L159 105V103ZM163 102V103H162ZM174 102V103H173ZM185 102V103H184ZM197 102V103H196ZM199 102V103H198ZM200 102H202V103H200ZM206 102V103H205ZM215 102V103H214ZM66 103V104H67ZM108 103H109V105H108ZM120 103V104H119ZM170 103V104H169ZM171 103H173V104H171ZM175 103H177V104H175ZM183 103V106H182V110L180 109L181 108V104ZM63 104V105H64ZM67 104V105H68ZM100 104V105H101ZM105 104V103H104ZM111 104V105H110ZM195 104H198V105H195ZM201 104V105H200ZM218 106H217V105ZM223 104V105H222ZM141 105V106H140ZM156 105V106H155ZM214 105H216V107L214 106ZM117 106H113V108H116V110L118 109L117 108ZM153 106H155L154 108H153ZM161 106H162V108H161ZM179 106V107H178ZM200 106V107H199ZM223 106H224V108H223ZM137 107V108H136ZM187 107H188V109H187ZM197 108L198 109V112L199 111H201V112H197L194 108ZM210 108V110H209V108ZM220 107V108H219ZM159 108H160V110H159ZM170 108V109H171ZM192 109V111H191V109ZM208 108V109H207ZM109 109H106V111L107 110H109ZM120 109H122V108H119L118 109V111H116L115 109H113V111H109L108 113L110 114V113H113V114H111V115H109L108 113V115L111 117L112 115H115V111L117 112L116 114L118 115V112H120ZM151 109H153V110H151ZM156 109V110H157ZM164 109H166V108H164ZM201 109V110H200ZM219 109V110H218ZM226 111V112H228V113H224V110ZM149 110H151L150 112L151 113H153V114H151L150 112H149ZM172 110V109H171ZM175 110V111H174ZM180 110V111H179ZM183 111V113L182 114H184V113H187V111ZM208 110V111H207ZM217 112H216V111ZM172 112V113H173ZM208 112V113H207ZM209 112H210V114H209ZM198 113V114H197ZM204 113V114H203ZM208 114V115H206V114ZM217 114V115H216ZM222 114V115H221ZM227 114V117L225 116ZM229 114V115H228ZM116 115V119L118 118V116ZM204 115V117L207 119V121H206V119L205 118H202V116ZM216 115V116H215ZM210 116H211V119H210ZM212 116L214 117V118H212ZM221 116V117H220ZM223 116V117H222ZM232 118V120L229 118ZM236 118H235V117ZM68 116H66V118H67ZM150 117V118H149ZM113 118H114V116H113ZM114 118V119H115ZM223 118V119H222ZM227 118H229L230 120H228L227 119V121H226V119ZM174 119V118H173ZM202 119V120H201ZM217 119V120H216ZM134 120V121H135ZM240 120V121H239ZM243 120V121H242ZM70 121V120H69ZM68 119L65 121L64 120V122H66V126L69 124L68 122ZM94 121V120H93ZM135 121V122H136ZM142 121V122H141ZM203 121V122H202ZM229 121H230V123H229ZM239 121V122H238ZM242 121V122H241ZM95 122V121H94ZM208 122V123H207ZM211 124H210V123ZM229 124H228V123ZM232 122H234V124L232 123ZM237 122H238V124H237ZM241 122V123H240ZM68 123V124H67ZM70 123H71V121H70ZM229 125H227V124ZM232 123V124H231ZM240 123V124H239ZM96 124V123H95ZM209 124V125H208ZM243 124H244V126H243ZM145 125V126H144ZM149 125V126H148ZM200 125V126H199ZM203 125H204V128H203ZM234 125V126H233ZM241 125L243 126V127H241ZM246 125V126H245ZM65 126V129L67 128V132L69 133V127H70V129H71V126H72V130L73 131H75V128L76 127H74L73 126V124H71V126H70V124L66 127ZM209 126V127H208ZM238 127L240 130L239 131H237L238 130V128H236V127ZM106 129L104 126L103 127H101V130H103V129ZM208 128V129H207ZM246 128V129H245ZM77 129V128H76ZM204 129V130H203ZM206 129V130H205ZM234 129V130H233ZM241 129H245V130H243V132H248L247 134H245V135H247L246 136V140L247 141H245V140H243L242 138H240V136H239V132L241 131ZM71 130V131H72ZM78 130H80V128H78L77 129V131L75 132V134L77 135V136H79L77 139L79 140H81L83 143H86V144H90V142H89V138L87 137L88 135H86L85 134V137H83V135H82V133L84 134L85 132H82L81 130H80V132H78ZM101 130H99V131H101ZM202 130V131H201ZM210 130V131H209ZM247 130V131H246ZM70 131V132H71ZM72 131V134L71 133H69V134H71L72 136L74 135V132ZM98 131V130H97ZM98 131V132H99ZM203 131H204V133H206V134H208L209 132V134L208 135H206V134H204L203 133ZM206 131V132H205ZM234 133H233V132ZM78 132V133H77ZM103 132V131H102ZM169 132H171V131H169ZM208 132V133H207ZM105 133V134H104ZM106 133H108L106 130H105V132H103V134L102 133H100V135L101 136H103L102 138H108L109 139V137H108V135H111L110 133L109 134H106ZM166 133V132H165ZM236 133V134H235ZM166 134H168V135H171L170 137L168 136H166V137H164ZM165 135H163V138H161L160 137V139H162V140H158V141H161L162 142V144H160V143H158V144H160L161 145V147L165 150L166 149V147H167V149H168V146H170L171 144H172V141H174V140H176L177 139V137H176V135H175V137H176V139H173V138H175L173 135H172V132H171V134H169L168 132L166 133ZM212 136H211V135ZM76 135H74V136H76ZM104 135H107V137L106 136H104ZM211 136L210 138L208 137V136ZM233 135H236V136H239V137H233ZM206 136H207V138H206ZM230 136H231V138H230ZM171 137H173V138H171ZM254 137H256L258 140H255L254 139ZM111 136H110V140H106V142H110L111 141ZM165 138H166V140H165ZM173 139V140H171V139ZM235 138V139H234ZM241 140H240V139ZM244 138H245V136H244ZM84 139V140H83ZM86 139V140H85ZM169 140V144L167 143V141ZM207 139V140H206ZM250 139V140H249ZM207 142H206V141ZM248 140H249V143L250 142H252L251 143V145L252 144H254L252 147L254 148V149H252V147H250V144H247L248 143ZM210 141V142H209ZM255 141V142H254ZM260 141V142H259ZM89 142V143H88ZM164 143V144H163ZM168 144V146H167V144ZM258 143H259V145H258ZM1 146L2 145H0V149H1ZM95 146V145H94ZM163 146H165V147H163ZM206 148V149H207ZM166 149V150H167ZM252 149V150H251ZM209 150V151H210ZM170 151V150H169ZM250 151H251V154L253 155V152L252 151H255V153H254V155H253V159H254V162L256 161V164H251L250 163V161H251V159H249V157H250V155H249V153H250ZM169 153V152H168ZM170 153H171V151H170ZM221 155V157H220V155ZM248 154V155H247ZM169 157H171L170 156V154H169ZM245 157V158H244ZM222 158V159H221ZM247 158V162L246 161H244V159H246ZM249 159V160H248ZM223 160V161H222ZM238 160V161H237ZM237 161V162H236ZM240 161H242V162H240ZM221 162V163H220ZM234 162H235V164H234ZM244 162V164H239V163H243ZM246 162V163H245ZM247 163H249V164H247ZM226 170H225V169ZM255 169H259L260 171H261V177H260V180H261V183H262V186H259L257 183H256V181L254 180V175H253V173H255L254 171H255ZM229 171V172H228ZM259 171V172H260ZM226 173V174H225ZM233 173V174H232ZM109 180V179H108ZM117 196H115V198H116ZM121 197V196H120ZM119 196L115 199L117 202H118V204L117 203H114L115 201H114V196H112L111 197V207L113 208V209H115V207H117V210L119 209V208H121L122 209V207L121 206H125L124 207V211L123 210H121V211H123V213L120 211L119 212V210H118V212L116 211V212H114V210L112 211V212H114L113 213V216H112V214H111V218L113 219H111L110 218V221H108V223H110V225H109V227L108 228H110V226H111V228L113 227V229H108L109 231H116L118 228V226H116L117 225V220H116V218L118 219L119 218V220H120V216L119 217H116L117 216V214H115V213H118V214H120L121 213V215L122 214H125L124 216L122 215V217H126L127 216V218L125 219L127 222H126V224H127V226H126V224H125V227L124 228H126V229H129L128 227H130L131 228V230H132V228L134 227L135 229H133L134 231V234H136L137 233V235L136 236H134V234H133V237H135V238H133V237H131V238H133V242L135 241V243L137 242V241H139V243L140 244H138V243H136V244H138L137 246H139V249L140 248H143V250L145 251V252H149L148 254H151L150 256H152L154 253L152 252V253H150L151 251L150 250H152V251H154L155 249H152V248H154V247H152V248H150V247H148V245H145V244H150L149 246H151V243H150V240H152L154 243H155V240H157V238H156V236H155V240H154V237L152 236V238L150 239V240H148V237H147V239L146 238H144V235H143V237H142V230L143 229H145L146 227H144L145 226V224H148L149 225V219H151L150 218V216H151V214H147L149 217H148V219L147 218H144V216H142L145 212H147L148 210H149V208H148V210L147 209H145V207H146V204H144V205H142L141 204V206H140V202L136 205V208L138 207V209H140L142 206V208H143V210H142V208L140 209V211H138V212H135V211H137L135 208H133V206L131 207V205L129 206V204L130 203H128L127 201H123L122 199H123V197H121L120 198ZM119 198V200H117ZM112 199H113V203H112ZM123 201V202H125V204L123 203V202H121V200ZM1 200V199H0ZM3 200V201H2ZM1 201H2V204H4V205H2L3 206V208L2 207H0V211L1 212H3V213H1L0 212V220H1V218H2V223L0 222V236H2V235H5L6 233V237H12V238H15V239H13L14 240V242H15V240L16 241H18L17 240V238H20L21 240H19L18 242H17V244L19 243V246L22 248L21 250H23L22 252H21V254L20 255H18L17 257H15V258H12V259H10L8 262H7V264H95L96 263V260H97V262H99V263H97V264H107V260H108V258H109V262H108V264H115V263H113V260H112V258H110L109 256H103L105 259H103V257H100L99 256V254H98V251H97V247H102V246H104V245H106L107 244V242H106V240H104L105 242L104 243H101V244H98V245H96L93 249H91V250H89V248H90V245H88L87 243H89V239L87 240V239H85L86 237H87V233H85L86 231H83L82 230V228L80 227V226H78V224H76V222H74V225H73V223H71V222H73V220H70V219H67L66 217H63L61 214H60V212H58L57 210H56V212H54V210L52 209L51 211V213H52V216H53V219L55 218H57V219H59V220H61V221H59L58 222V224H59V226H57L58 224H55L54 226L52 225L51 226V228H49V229H52V230H47V228H48V226L47 227H45L44 228V230H40L41 228L40 227H38V223H36V226H34V222H35V220H34V222L32 221V222H25V215L23 216V213H21L22 211L21 210H18V209H20L18 206H16L14 203H11L10 201H9V203L8 204H6L7 203V201L5 200L4 201V199H2ZM3 202H6V203H3ZM122 203V204H121ZM126 203H128V205L126 204ZM1 204V203H0ZM7 206H6V205ZM11 204V205H10ZM12 204H14V206L16 207H11V206H13ZM113 204V205H112ZM116 204V205H115ZM10 207H9V206ZM1 206V205H0ZM140 206V207H139ZM4 207H7V208H4ZM126 207L127 208H132V209H127L126 210ZM148 207V206H147ZM14 210H13V209ZM18 208V209H17ZM3 209H4V211L5 212H9V215H5V212L3 211ZM6 209V210H5ZM17 209V210H16ZM135 209V210H134ZM7 210H9V211H7ZM11 210H13V212L11 211ZM116 210V209H115ZM134 211V212H132V211ZM145 210H147V211H145ZM19 211V212H18ZM21 211V212H20ZM143 211H145V212H143ZM23 212H25V211H23ZM18 213V214H17ZM51 213H50V215H51ZM139 213H142V215L141 214H139ZM147 213H149V211L147 212ZM4 214V215H3ZM92 214V213H91ZM90 214V215H91ZM97 214V213H96ZM21 217H20V216ZM55 215H57V217L55 216ZM116 215V216H115ZM147 215H145V217L147 216ZM3 216V217H2ZM19 216V217H18ZM52 216H51V218H52ZM55 216V217H54ZM58 216H61V217H59L58 218ZM92 217L94 216L93 214L91 215ZM90 216V218L92 219V217ZM63 217V218H62ZM88 217H89V215H88ZM95 217V216H94ZM93 217V218H94ZM3 218H5V220H3ZM7 218V219H6ZM144 218V219H143ZM95 219V218H94ZM130 219H131V221H130ZM93 220V219H92ZM97 220V219H96ZM96 220H94L93 221V223L95 222V224H93V225H95V227L92 225V221H91V225H92V227H94L93 228V232L96 230V231H99V232H97V234H99L100 233V227H103L102 225L100 226L98 223H100V221L99 222H96ZM118 220V221H119ZM5 221V222H4ZM98 221V220H97ZM114 221V222H113ZM63 222V223H62ZM66 222V223H65ZM112 222V223H111ZM134 222H135V224H134ZM144 222H147V223H144ZM150 222H151V220H150ZM207 223H204L205 225L204 226H206V224H211V223H209L208 221H206ZM6 223V224H5ZM30 223L32 224V225H30ZM96 223L100 226L99 227V230H97L98 229V225L96 226ZM115 223H116V225H115ZM38 224V225H37ZM101 224V223H100ZM114 224V226H112ZM130 224H131V226H130ZM134 224V225H133ZM78 227H77V226ZM144 225V226H143ZM74 228H73V227ZM116 226V230H114V227ZM209 226V225H208ZM34 227V228H33ZM50 227V226H49ZM58 227V228H57ZM106 227V228H107ZM210 227V226H209ZM212 227H214V226H212ZM36 228H38L36 231H39V232H41V233H39V232H34V233H32L33 231H35L34 229H36ZM40 228V229H39ZM215 228V227H214ZM46 229V230H45ZM75 229V230H74ZM95 229V230H94ZM103 230L105 229V228H102ZM126 229H124V230H126ZM4 232H3V231ZM33 230V231H32ZM122 230V229H121ZM130 230V229H129ZM203 230V231H202ZM206 230V228H204V229H201V231L202 232H204ZM81 231V232H80ZM83 231V232H82ZM96 231L94 232V233H96ZM123 231V230H122ZM139 231V232H138ZM201 231H200V234H204V237H202V240L205 238H208L209 236H206L205 235V233H206V231L204 232V233H201ZM1 232H3V233H5V234H2ZM44 234H43V233ZM106 232V231H105ZM108 232V231H107ZM106 232V233H107ZM86 235H85V234ZM102 233V232H101ZM2 234V235H1ZM17 236V238H16V236ZM86 237H85V236ZM100 235V234H99ZM14 236V237H13ZM102 236V235H101ZM146 237V236H145ZM12 238H10V239H12ZM136 238H138L137 239V241H136ZM141 238V239H140ZM150 238V237H149ZM135 239V240H134ZM141 240H143V241H141ZM145 240H146V242H148V243H146L145 242ZM200 241V242H198V244L196 245V246H193V244H190L191 245V247L192 248H196V249H194V250H188L187 249V251H189V252H198V256L197 257H195V259L196 258H198V259H196V261H195V259H193V260H191L189 263L190 264H192L194 261V263L195 264H233V263H235V262H237V263H235V264H264L263 262V257L261 256V255H255V259L252 261V262H250V263H247V262H244V261H238L237 259H234V257L232 258L231 256H229V258L227 257V256H223V254L225 253V252H230L229 250L231 249V248H227V247H225V248H227V249H225L224 247L222 248L221 246L219 247V246H215V248H214V246L212 247L211 246V248H209L208 246H207V248H205L204 246H206L205 244H204V246H203V244L202 243H206V240L203 242V241ZM22 241V242H21ZM24 242V243H23ZM143 242V243H142ZM144 242H145V244H144ZM24 244L23 246H22V244ZM134 243V244H135ZM153 243V244H154ZM143 246H142V245ZM189 245V244H188ZM203 247H202V246ZM86 246V247H85ZM87 246H89V247H87ZM153 246V245H152ZM198 246H199V248H198ZM189 247V249H192V248H190V246H188ZM138 249V247H135V246H133V251H134V249ZM198 248V249H197ZM201 248V249H200ZM214 250H213V249ZM136 249V250H137ZM200 249V250H199ZM213 251H212V250ZM197 250V251H196ZM199 250V251H198ZM217 250V251H216ZM24 251H26V252H24ZM141 251H142V249H141ZM143 251V252H144ZM142 252V253H143ZM155 252V251H154ZM180 252V251H179ZM183 252V251H182ZM220 252V253H219ZM222 252V253H221ZM22 253H24V255L22 254ZM26 253V254H25ZM145 254V253H144ZM220 254H222L221 256H218V255H220ZM158 254H155V256H157ZM225 255H226V253H225ZM99 256V258H102L103 260H106V262L105 261H103L102 259L100 260V259H98L97 257ZM148 256V255H147ZM149 256V258L150 259H153L154 260V257H150ZM154 256V255H153ZM224 258H223V257ZM227 257V258H226ZM107 258V259H106ZM157 258V257H156ZM155 258V259H156ZM199 258H201L200 260H199ZM110 259H111V261H110ZM164 259V258H163ZM226 260L227 259V262L225 263V261L224 260ZM229 259V260H228ZM90 260H93V261H90ZM99 260V261H98ZM158 260H162V258L160 259V258H158ZM199 260V261H198ZM95 261V262H94ZM197 261H198V263H197ZM90 262V263H89ZM159 262V261H158ZM157 262V263H158ZM164 263V260L163 261H161V263ZM229 262V263H228ZM150 263L151 264H153V263H156V262H151L150 261ZM149 263V264H150ZM160 263V262H159ZM188 263V264H189ZM193 263V264H194Z\"/></svg>",
  "mask_w": 264,
  "mask_h": 264
}]
</instances>
